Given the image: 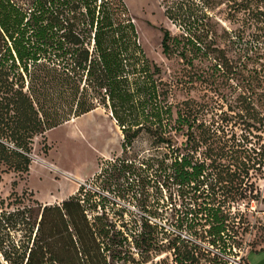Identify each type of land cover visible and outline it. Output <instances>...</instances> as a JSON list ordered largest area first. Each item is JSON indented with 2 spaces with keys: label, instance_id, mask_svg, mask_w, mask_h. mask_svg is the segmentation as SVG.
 Returning a JSON list of instances; mask_svg holds the SVG:
<instances>
[{
  "label": "rangeland",
  "instance_id": "obj_1",
  "mask_svg": "<svg viewBox=\"0 0 264 264\" xmlns=\"http://www.w3.org/2000/svg\"><path fill=\"white\" fill-rule=\"evenodd\" d=\"M205 1H194L199 7H191L192 17L205 11L203 19H209L217 34L212 48L223 49L233 62L244 61V67L216 69L203 50L187 51V59L181 58L183 40H169L170 48L163 52V31L180 39L188 21L177 15L178 8L187 15L191 0H123L146 59L159 68L154 74L158 100L172 110L170 121H162L167 128L163 135L174 140L158 142L142 131L122 149L121 129L102 104L38 136L29 172L7 171L0 178L4 244L22 240L28 229L17 210L30 208L33 224L43 201L81 188L75 194L90 197L88 218L93 222L105 213L100 226L108 234L101 248L108 264H244L248 251L264 245V96H255L252 104L246 101L248 78L256 93L264 94V52L253 57L252 52L233 50L224 33L234 35L241 23L229 12L227 0ZM181 155L202 166L194 203L210 212L217 209L226 219L222 239L214 244L207 232L212 223L204 216L196 232L177 229L170 217L172 205L180 202L160 161L169 166ZM127 161L132 168L125 174L121 166ZM188 191V196L194 193ZM176 235L193 243L175 251H192L187 262L181 263L169 248Z\"/></svg>",
  "mask_w": 264,
  "mask_h": 264
},
{
  "label": "trees",
  "instance_id": "obj_2",
  "mask_svg": "<svg viewBox=\"0 0 264 264\" xmlns=\"http://www.w3.org/2000/svg\"><path fill=\"white\" fill-rule=\"evenodd\" d=\"M194 1L185 8L187 15H181L182 6L178 8L177 15L188 21L180 39L163 31V52H168L169 40L174 44L183 40L178 51L181 58L187 59V51L203 50L205 56H212L216 69L244 67V61L233 62L223 49L212 48L217 34L209 19H203L205 11L200 10L196 19L192 17L191 7H199ZM124 2L0 0V178L7 171L27 174L35 139L94 110L97 104L107 107L120 127L122 149L142 131L156 136L158 142L174 140L163 135L167 128L162 121H170L172 110L158 100L161 93L154 74L159 68L146 59ZM227 4L241 23L234 35L225 31L227 43L233 50L258 57L264 52V0H227ZM246 84L249 104L255 96H264L256 93L252 79H246ZM139 95L142 97L137 100ZM163 162L160 166L165 178L177 188L180 202L178 207L174 202L170 214L175 227L196 232L204 216L212 223L207 231L210 243L221 241L225 217L217 209L210 212L194 203L202 166L184 155L175 157L169 166ZM122 168L128 174L131 163H123ZM189 189L194 191L191 196ZM80 196L73 194L59 203L39 205L33 224L30 208L17 210L28 229L22 240L8 244L0 240V264H108L101 248V240L108 234L100 226L105 213L96 215L92 222L86 214L90 197ZM170 200L174 201L171 195ZM173 240L169 248L174 253L193 245L182 236ZM175 254L181 263L194 256L192 251Z\"/></svg>",
  "mask_w": 264,
  "mask_h": 264
},
{
  "label": "crops",
  "instance_id": "obj_3",
  "mask_svg": "<svg viewBox=\"0 0 264 264\" xmlns=\"http://www.w3.org/2000/svg\"><path fill=\"white\" fill-rule=\"evenodd\" d=\"M85 180H78L77 181L78 185H79V183H81L82 181H85ZM76 191H77V189L75 191H72V192L68 193V194H65V196H61V197H59L57 199H54V200H45L42 203L43 204L59 203L62 200L68 198L69 196L75 194ZM245 261H246L245 262L246 264H264V245L261 246V247H258L256 249L248 251L245 254Z\"/></svg>",
  "mask_w": 264,
  "mask_h": 264
},
{
  "label": "built area",
  "instance_id": "obj_4",
  "mask_svg": "<svg viewBox=\"0 0 264 264\" xmlns=\"http://www.w3.org/2000/svg\"><path fill=\"white\" fill-rule=\"evenodd\" d=\"M82 184H84V181H82L81 183H79V185H82ZM239 264H241V263H239ZM244 264H246V263H244Z\"/></svg>",
  "mask_w": 264,
  "mask_h": 264
}]
</instances>
